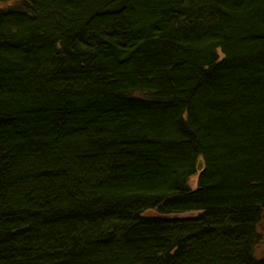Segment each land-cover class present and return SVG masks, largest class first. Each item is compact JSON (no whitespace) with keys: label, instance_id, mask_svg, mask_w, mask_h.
Segmentation results:
<instances>
[{"label":"trees","instance_id":"1","mask_svg":"<svg viewBox=\"0 0 264 264\" xmlns=\"http://www.w3.org/2000/svg\"><path fill=\"white\" fill-rule=\"evenodd\" d=\"M1 1L0 264H264V0Z\"/></svg>","mask_w":264,"mask_h":264},{"label":"rangeland","instance_id":"2","mask_svg":"<svg viewBox=\"0 0 264 264\" xmlns=\"http://www.w3.org/2000/svg\"><path fill=\"white\" fill-rule=\"evenodd\" d=\"M17 4L18 3L16 1H1L0 2V8H9V7H12V6H16ZM198 177H199V175L196 174L195 176H193L190 179L189 184H190L192 189H196L197 188ZM188 215H190V213H185V214H181V215H178V216L185 217V216H188ZM260 233L262 235V243L258 245L256 254L258 256H264V228L262 229V232H260Z\"/></svg>","mask_w":264,"mask_h":264},{"label":"water","instance_id":"3","mask_svg":"<svg viewBox=\"0 0 264 264\" xmlns=\"http://www.w3.org/2000/svg\"><path fill=\"white\" fill-rule=\"evenodd\" d=\"M200 167H202V164H200Z\"/></svg>","mask_w":264,"mask_h":264}]
</instances>
